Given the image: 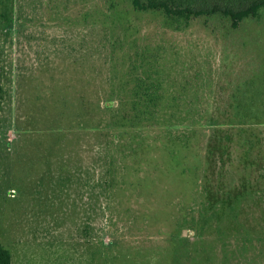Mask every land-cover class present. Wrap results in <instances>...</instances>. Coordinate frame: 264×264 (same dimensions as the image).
<instances>
[{"label": "rangeland", "instance_id": "rangeland-1", "mask_svg": "<svg viewBox=\"0 0 264 264\" xmlns=\"http://www.w3.org/2000/svg\"><path fill=\"white\" fill-rule=\"evenodd\" d=\"M18 7L17 28L0 33L10 88L0 101V242L11 264H264V8L231 27L128 0ZM110 54L138 64L130 76L145 69L161 83L169 115L219 123L111 121L105 100L129 93H110ZM250 114L259 117L226 123Z\"/></svg>", "mask_w": 264, "mask_h": 264}, {"label": "trees", "instance_id": "trees-1", "mask_svg": "<svg viewBox=\"0 0 264 264\" xmlns=\"http://www.w3.org/2000/svg\"><path fill=\"white\" fill-rule=\"evenodd\" d=\"M129 4L134 10L137 11H159L163 15L169 18H175L177 20H183L185 22L192 18L201 16H221L229 20L231 27H237L239 23L245 17L255 16L259 11L264 8V0H128ZM114 5L111 3L108 6L107 13L110 15L111 26H106L110 29L115 26L113 19ZM18 0H0V33H4L6 36H10L17 28L15 21H18L20 15L18 12ZM106 23V22H104ZM106 25V24H103ZM112 44L115 45L119 40L112 38ZM121 41V40H120ZM114 54V52H112ZM110 54L108 62L110 61L113 66V78L110 80L111 92L123 91L129 93V97L116 98L117 105H112V97L105 100V106L111 110V121H119L118 125H123L124 120L128 121L129 125H151L154 123H161L165 127L170 126H183L192 127L193 125H208L219 123L214 116L205 115H169L168 109H172L170 102H162L160 94L161 83L152 81H146L144 70L136 72L133 76V70H136L138 64L125 63L124 54L120 57L112 59ZM112 60V61H111ZM140 66L143 64H139ZM129 75V76H128ZM129 77V78H127ZM125 78V80H124ZM9 79V77H8ZM116 79V81H115ZM134 79V80H133ZM133 84L130 86L131 81ZM114 81V82H113ZM8 88L4 87V84L0 83V101L6 94H9ZM175 106L179 108L178 104ZM173 105V107H174ZM1 107V102H0ZM186 109H193L190 104L185 106ZM1 109V108H0ZM126 109L123 115H117L120 110ZM175 109V108H173ZM118 111V112H117ZM117 112V114H116ZM188 114V113H187ZM254 114L245 116H233L231 120L226 121L231 125L233 120L249 122L254 121ZM112 124V123H111ZM114 124V123H113ZM0 264H11V252L8 247L0 242Z\"/></svg>", "mask_w": 264, "mask_h": 264}]
</instances>
